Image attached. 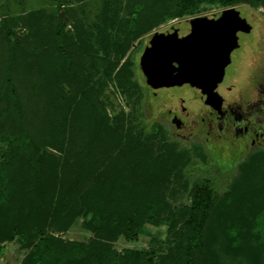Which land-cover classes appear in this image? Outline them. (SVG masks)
<instances>
[{
  "label": "trees",
  "instance_id": "16d2710c",
  "mask_svg": "<svg viewBox=\"0 0 264 264\" xmlns=\"http://www.w3.org/2000/svg\"><path fill=\"white\" fill-rule=\"evenodd\" d=\"M139 1L136 30L123 44H106L101 57L105 76L124 89L135 77L134 48L117 69L120 59L133 39L164 17L241 1L264 4ZM19 42L0 26V134L9 136L0 162V218L8 223L10 213V229L27 225V233L37 236L25 264H264V170L244 161L240 174L219 192L224 179L218 178L225 173L219 169L210 176L209 167L194 180L190 203L173 209L164 187L170 165L181 158L172 150L155 153L148 131L134 133L122 117L109 124V115L91 100L95 89L82 77L78 52ZM57 210L65 226L89 211L92 239L64 240L48 232L45 218ZM145 223L168 225L158 261L153 249H114L121 235L137 239Z\"/></svg>",
  "mask_w": 264,
  "mask_h": 264
},
{
  "label": "rangeland",
  "instance_id": "374dc122",
  "mask_svg": "<svg viewBox=\"0 0 264 264\" xmlns=\"http://www.w3.org/2000/svg\"><path fill=\"white\" fill-rule=\"evenodd\" d=\"M140 2L142 1L0 0V26L3 34L7 31L14 32L16 40L23 44L33 43L34 47H46L50 51H58L60 47H64L65 50L78 52L82 77L95 89L90 93L91 100L97 103L100 112L109 115V124L122 117L125 126L132 127L134 133L141 135L143 131H148L155 153L166 154L172 150L175 157L181 158L177 165H170L171 172L164 187L166 201L176 209L190 203V190L194 180L205 176L211 167L210 176L215 177L216 170L219 169L225 173L218 178L224 179L218 187L219 192L227 189L234 176L240 174V164L244 161L260 171L264 170V145L258 146L256 142V146H253L248 154L243 153L239 160L233 158L227 160L228 162L218 163L214 160L209 162L210 157L216 155V151H207L206 145L195 135L201 122V115L207 111L206 107L201 106L220 103L217 98L222 95L227 101L241 105L243 111H251L252 114L255 111V116H251V124L255 125L252 133L256 134V140L264 142V113H260L258 109L259 103L264 104V4L254 5L241 1L225 6H205L191 14L164 17L151 30L133 39L129 49L120 59L117 69L134 48L132 56L136 65L135 77L133 76L132 83L124 89L118 86L114 79L105 76L103 70L105 64L101 57L104 58L103 55L106 54L104 50L106 44H123L131 32L136 30V5ZM232 8L239 9L254 26L251 32L242 35L241 46L232 51L233 63L221 64L220 71H215L210 80L204 79L200 84L192 82L179 84L174 81L164 84L158 100L177 103L184 97L188 108L183 127H173L163 121L161 124L158 123L159 126L156 128L154 125L157 123L156 118L150 115L152 112L149 113L144 105L142 70L138 65V59H143V55L154 49L153 47L163 38L161 32H151L169 28L186 19ZM60 27L63 28L58 35ZM140 38L142 40H139ZM211 92L215 93V98L210 96ZM155 113L157 114V111ZM67 132L68 138L71 139L70 126ZM8 137L0 134V162L7 149ZM213 164L214 166H211ZM58 212L57 210L56 214L45 218L48 232L64 240L88 242L92 239V231L86 225L91 216L89 211L82 212L67 226ZM6 216L9 217L8 223L7 219L0 218V264H25V259L34 251L37 236L31 237V230L27 233V225L22 230L10 229L11 214L8 213ZM167 236V224L156 226L145 223L137 239L121 235L112 244L118 252L129 247L150 251L153 249L152 256L158 261L159 252L166 249ZM249 264L263 263L250 261Z\"/></svg>",
  "mask_w": 264,
  "mask_h": 264
},
{
  "label": "water",
  "instance_id": "95a60500",
  "mask_svg": "<svg viewBox=\"0 0 264 264\" xmlns=\"http://www.w3.org/2000/svg\"><path fill=\"white\" fill-rule=\"evenodd\" d=\"M251 27L235 8L180 21L165 31L158 47L147 52L142 72L153 85L171 80L200 83L219 69L218 61L226 58L228 47L238 46L237 30Z\"/></svg>",
  "mask_w": 264,
  "mask_h": 264
},
{
  "label": "flooded vegetation",
  "instance_id": "af4514ba",
  "mask_svg": "<svg viewBox=\"0 0 264 264\" xmlns=\"http://www.w3.org/2000/svg\"><path fill=\"white\" fill-rule=\"evenodd\" d=\"M239 12L242 17H245L240 10ZM250 24L252 25V27L249 31L243 29L237 30L238 46L234 48L228 47L226 50V58H222L218 61L219 69L213 70L209 75L205 76L202 82L204 81V79L210 80V76L215 71H220L221 64L233 63L232 51L241 46L240 40L242 35L245 33H249L253 30L254 26L252 23ZM169 28L160 29L159 31L151 32V33L161 32V35L163 36L159 44L153 48L158 47L163 42L165 31ZM146 54L147 52L143 55V59L141 60L139 58L140 54H138L139 55L138 65L141 68V70L143 69V64ZM141 76L143 80V89L145 92L144 105L146 106V109L149 113L152 112L150 115L155 117L156 122L159 124L165 121L170 123L173 127L176 126L183 127L185 122L184 120L185 113L188 108L186 105L187 103L186 99L184 97H181V101L177 103H173L171 101L163 102L158 100L160 99V96L162 94L160 93V89L164 84L153 85L145 78L143 72H141ZM171 81L182 84L177 80H171ZM200 83H196V84H200ZM210 96L215 98V93L211 92ZM217 99L218 102L220 103L217 104L211 103L209 105L205 104L201 106V107H206L207 111L201 115L200 125L198 129L195 131V135L197 136V138L200 139V141L206 145L207 151H211V152L212 150L216 151V155L211 156L208 161L213 162L214 160L217 161L218 163H222L227 160L230 161L233 158L234 160H239V158L242 157L243 153L244 155L246 153L248 154V152L253 146L256 145L263 146L264 142L256 140L257 139L256 134L252 133V130H254L255 128V125L251 124V116L252 115L255 116L254 113L255 111L253 112V114L251 113V111L249 112H247L246 110L243 111L241 105H239L236 102L232 103L229 100L227 101L222 95H220ZM258 109H260V113H264V104L259 103ZM155 111H157V114L155 113ZM256 142L258 143L256 144Z\"/></svg>",
  "mask_w": 264,
  "mask_h": 264
}]
</instances>
